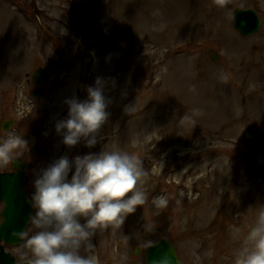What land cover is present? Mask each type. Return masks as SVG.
Here are the masks:
<instances>
[{"label": "rangeland", "instance_id": "1", "mask_svg": "<svg viewBox=\"0 0 264 264\" xmlns=\"http://www.w3.org/2000/svg\"><path fill=\"white\" fill-rule=\"evenodd\" d=\"M234 9L255 11L259 31L241 37ZM40 67L36 100L30 75ZM98 77L110 115L91 153L135 154L147 201L121 228L97 230V264H144L147 242L162 239L183 264H234L264 211V0H0V125L12 120L7 133L28 136L19 157L33 165L30 196L54 159L89 153L66 148L55 124ZM158 196L166 207L153 205ZM6 250L29 259L23 245Z\"/></svg>", "mask_w": 264, "mask_h": 264}, {"label": "clouds", "instance_id": "2", "mask_svg": "<svg viewBox=\"0 0 264 264\" xmlns=\"http://www.w3.org/2000/svg\"><path fill=\"white\" fill-rule=\"evenodd\" d=\"M155 14L159 15V10ZM165 27L164 23L159 25L160 30ZM221 78L227 76L222 74ZM105 87L103 78L98 77L87 87L85 99L66 100L67 116L55 124L66 148L97 145L98 134L110 115ZM131 110L133 107L125 109ZM194 113L199 114V110ZM28 144L24 136L5 133L0 139V168L13 164ZM146 176L135 154L114 146L54 159L34 180L28 226L12 234L23 241L30 254L28 264H97L93 237L103 228H121L127 217L146 203L147 195L139 186ZM167 202L163 196L152 200L156 207H166ZM147 246L155 245L149 241ZM154 264H171V260L165 255ZM234 264H264V211L247 232Z\"/></svg>", "mask_w": 264, "mask_h": 264}, {"label": "water", "instance_id": "3", "mask_svg": "<svg viewBox=\"0 0 264 264\" xmlns=\"http://www.w3.org/2000/svg\"><path fill=\"white\" fill-rule=\"evenodd\" d=\"M232 21L233 28L244 37L255 33L259 28L258 18L251 10H234ZM209 57L211 61L218 59V56L212 54L211 51H209ZM44 79V70H38L32 75V82L36 86L42 84ZM42 94L43 91L39 90L33 97L39 99ZM11 124H13L11 121L4 122L2 130L6 131ZM34 131L37 136L39 130L35 128ZM38 150H40V147H34L31 152L36 153ZM30 168L31 165L23 163L20 159H15L12 169L16 173L0 174V201L4 203V208L0 213L2 218L0 242H4L9 246L23 243V241L12 234L25 229L28 224V217L32 212L31 206L22 191V187L27 181V175L24 170H29ZM153 244L155 246L146 247L144 264H154L155 261L165 255L170 258L171 264H180L175 249L168 240L165 239ZM0 264H15L14 258L6 254L2 247L0 248Z\"/></svg>", "mask_w": 264, "mask_h": 264}]
</instances>
